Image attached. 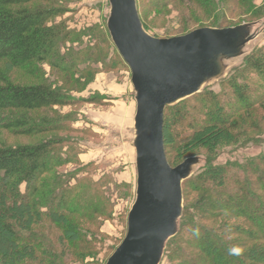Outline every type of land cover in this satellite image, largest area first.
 Wrapping results in <instances>:
<instances>
[{
  "label": "trees",
  "instance_id": "1",
  "mask_svg": "<svg viewBox=\"0 0 264 264\" xmlns=\"http://www.w3.org/2000/svg\"><path fill=\"white\" fill-rule=\"evenodd\" d=\"M190 1L205 12L214 9L213 0ZM229 2L251 13L253 21L264 22V0L259 5L255 0ZM62 4L0 0V61L30 74L45 62L61 72L94 71L108 53L105 36L90 28L71 29L62 18ZM238 24L213 22L196 28ZM222 86L219 92L201 91L164 110L162 138L169 165L191 156L203 161L182 182V214L163 251L171 264H264V150L242 160L218 161L227 146H264V47L247 55ZM70 102L67 92L50 84L0 78V129L39 137L27 144L0 143V264H57L64 249L84 258L92 248L89 234L72 221L74 216L87 221L109 216V199L99 180L79 176L78 169L58 172L71 162L67 153L74 152L73 140L58 134L74 132L68 115H33ZM201 148L206 153H197ZM193 195L190 205L187 197ZM37 217L56 224L59 245L32 229Z\"/></svg>",
  "mask_w": 264,
  "mask_h": 264
},
{
  "label": "rangeland",
  "instance_id": "2",
  "mask_svg": "<svg viewBox=\"0 0 264 264\" xmlns=\"http://www.w3.org/2000/svg\"><path fill=\"white\" fill-rule=\"evenodd\" d=\"M60 2L66 9L62 18L67 21L71 29L90 28L96 36L97 34L105 36L108 53L104 59L96 66L94 65L96 68L94 71L61 72L45 62L36 66L37 70L34 74H30L25 69L12 68L5 61H0V78L21 84L44 82L67 92L71 104L42 109L34 112L33 115H68L69 125L74 132L58 134L73 140L74 152L67 153L66 158L69 157L71 162L60 166L58 172L65 174L78 169L79 171L76 172L79 176L88 174L93 181L99 180L109 199L110 212L106 218L93 216V219L89 221L79 220L78 216H74L76 218L72 221L77 223L78 227L88 230L90 239L88 245L92 248L85 250L87 256L84 258H78L76 251L64 249L60 253L62 257L57 264H104L124 238L127 214L135 197V151L132 145L134 90L128 66L118 56L110 37V40L107 38L109 36L106 28L109 13L108 0H60ZM190 2V0H178L158 4L155 0H136L142 25L150 35L157 38L182 35L190 29L213 22L226 25L251 22L253 30L259 28L255 38L244 47L240 56L224 61V76L209 81L199 91L219 92L223 89L222 80L239 69L247 55L264 47V25H261L259 20L253 21L249 17L251 13L236 9L229 0H213L214 9L208 12L194 8ZM255 4H261V0H255ZM260 16H264L263 10ZM83 40L86 41V37ZM260 110L258 108V112ZM251 132H255V129ZM38 139L39 137L36 136H25L0 129V143L3 142L6 145L33 143ZM262 150L264 146L260 145L235 148L227 146L222 149L218 161L242 160ZM197 153L206 152L201 148ZM202 164L201 159L193 167L192 174ZM82 167L84 170H81ZM195 196L187 197L190 205ZM33 223L32 229L43 233L49 244L55 246L60 244L57 239L61 232L49 217H37ZM158 264L171 263L163 253Z\"/></svg>",
  "mask_w": 264,
  "mask_h": 264
},
{
  "label": "water",
  "instance_id": "3",
  "mask_svg": "<svg viewBox=\"0 0 264 264\" xmlns=\"http://www.w3.org/2000/svg\"><path fill=\"white\" fill-rule=\"evenodd\" d=\"M108 4L106 28L130 70L134 90L136 185L124 238L104 264H158L167 240L177 232L182 182L201 160L191 156L169 165L162 138L164 110L223 77L224 61L240 56L259 28L241 23L157 38L144 29L136 0H108Z\"/></svg>",
  "mask_w": 264,
  "mask_h": 264
}]
</instances>
